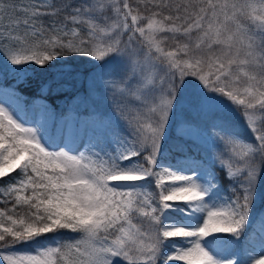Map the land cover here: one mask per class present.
<instances>
[{
  "label": "snow or ice",
  "instance_id": "6c2138e0",
  "mask_svg": "<svg viewBox=\"0 0 264 264\" xmlns=\"http://www.w3.org/2000/svg\"><path fill=\"white\" fill-rule=\"evenodd\" d=\"M0 101V264H264V0H0Z\"/></svg>",
  "mask_w": 264,
  "mask_h": 264
},
{
  "label": "trees",
  "instance_id": "16d2710c",
  "mask_svg": "<svg viewBox=\"0 0 264 264\" xmlns=\"http://www.w3.org/2000/svg\"><path fill=\"white\" fill-rule=\"evenodd\" d=\"M200 155H203V153H200ZM12 175H15V173H12ZM6 179V178H5ZM11 205H9V207H10ZM4 207V205L3 204H0V208H3ZM176 264H179V262H176Z\"/></svg>",
  "mask_w": 264,
  "mask_h": 264
},
{
  "label": "rangeland",
  "instance_id": "374dc122",
  "mask_svg": "<svg viewBox=\"0 0 264 264\" xmlns=\"http://www.w3.org/2000/svg\"><path fill=\"white\" fill-rule=\"evenodd\" d=\"M0 102H2V101H0ZM179 264H183V262H179Z\"/></svg>",
  "mask_w": 264,
  "mask_h": 264
}]
</instances>
